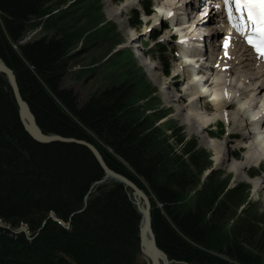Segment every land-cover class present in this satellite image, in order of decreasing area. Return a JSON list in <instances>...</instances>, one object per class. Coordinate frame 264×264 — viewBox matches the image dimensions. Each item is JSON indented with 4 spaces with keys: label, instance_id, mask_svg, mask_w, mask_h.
<instances>
[{
    "label": "trees",
    "instance_id": "1",
    "mask_svg": "<svg viewBox=\"0 0 264 264\" xmlns=\"http://www.w3.org/2000/svg\"><path fill=\"white\" fill-rule=\"evenodd\" d=\"M86 2L101 7L99 0H0V59L17 75L39 126L93 143L111 168L149 194L157 242L171 262L264 264V210L249 199L250 185L231 186L220 171L204 176L210 155L182 129L159 125L168 113L150 106L155 96L130 51L120 52L130 76L82 104L61 87L68 49L82 36L71 21L81 20ZM144 7L150 14L149 0ZM132 13L139 28V12ZM38 27L44 31L36 40L19 44ZM165 53L160 43L151 51L168 66ZM223 133L221 125L216 136ZM103 176L87 147L34 140L0 74V221L8 227H0V264H139L141 214L124 185L100 184L79 211ZM23 227L32 239L12 232Z\"/></svg>",
    "mask_w": 264,
    "mask_h": 264
},
{
    "label": "rangeland",
    "instance_id": "2",
    "mask_svg": "<svg viewBox=\"0 0 264 264\" xmlns=\"http://www.w3.org/2000/svg\"><path fill=\"white\" fill-rule=\"evenodd\" d=\"M126 1L128 2V6L125 8V10L123 12L118 11L117 15L113 16L111 14V11L117 6H122L123 3H125ZM193 1L194 0H174L177 9L171 10L174 11L175 13L173 14V17L169 19L164 17L165 10L163 9L164 7L163 4L170 2V0H153V7L154 9H156L153 16H147L143 11H141L143 10L142 2H144V0H123L121 5L114 2L113 0H99L98 3L101 5L100 8L99 7L92 8L88 5L87 2L84 3L83 6L84 10L79 14V18L81 20L78 19V22L76 20L71 21V24L74 25L73 29L80 31V35L82 36L81 38L75 39L73 44L70 45L68 49L66 56L69 57L71 56V58L68 60L67 71L64 75V78L62 79L61 87L72 91V93L76 95L77 102L79 104H82L88 98L90 93L98 89H101L106 85L113 84L121 79L130 76V74L128 73L129 65L127 63L125 64L124 62L128 58L126 56L120 55L121 51H126V52L130 51L132 57L135 59V62L138 63V67L142 69V72L145 76V86L149 88L148 92L152 91L153 95L155 96V100L150 98V100H152L151 101L152 104H150V106L155 105V108H158L159 111H164L169 113V115L165 119L160 121L159 125L162 124L164 126V129L165 128L167 129V127L170 126L175 127L176 130L180 128L182 129L180 133H184L187 140L189 141L192 139L197 140L199 148L204 150L206 153H208L212 161L211 168L206 170L205 173L210 170L220 171L223 173L224 177H230L231 186H235L236 184L241 182L249 184L250 200L255 203L258 202L261 210H264V182H262L261 179V177L264 176V173L260 177L258 176L256 178L251 177V174L259 170L261 166L264 167V155L261 157L260 160L256 162L255 161L251 162V165L247 170V173L240 172V170L236 166V164L238 163L237 160L238 158L239 160H243L244 158H248L251 155L249 151L250 149L249 145L244 144L242 141L243 135L241 136V133L243 131L252 132L253 128L251 126H248L246 130H239L236 119L234 120L233 116L230 113V112H234V110L239 111L243 108L241 106L240 100L245 95L244 94L241 95L238 101L236 102L234 108L229 110L228 120L227 118H225V114H219L217 112V109L212 107L213 106L212 98L208 96L209 98H207L205 101H201V104L199 103L198 106L200 110L205 112V115H207V117L211 119L210 120L211 125L209 127L208 133L206 132L203 133L202 131H200V129L197 131V128L192 127L189 120L187 119V112L182 111V108L184 107L182 103H177V102L170 103L169 95L175 93L172 90L174 89L173 83L175 82L176 78L172 77L171 79L167 76L166 78L163 74V72L166 71L164 64H162L157 59H153L151 57L149 58L147 56L148 51L155 43V41L154 42L152 41V38L156 35L157 36L156 41L161 42L168 50L167 57L168 59H170L171 62L170 75L176 72H181V76L178 79H180L182 85L184 84V86H182V93H185L186 87L188 86L186 83L189 81V78L192 75V73L188 72L189 69L186 70V68L182 69V66L179 67L181 62H176L173 59V54L171 53L170 49L173 46H175V44L174 42H172V40H170L168 36L170 34V31L163 30V28H166V25L171 24L176 18L178 20L181 19V21L184 22L181 25L188 27L191 25L192 22H194V20H192L191 17L194 18L196 12L199 15L202 14V16L207 14V17H210L212 15V13L210 12L212 8L210 7V4L208 2H207L208 7H206V9H201L199 8V6L194 7ZM205 1L207 0H201V3L204 2V5H206ZM111 2L113 5H109V3ZM71 3L72 1H70L68 5H70ZM64 8H66V6ZM132 9H136V10L140 9L141 11L140 17L142 24L140 28L133 27V24H135L136 21L133 19ZM186 21L189 22L186 23ZM209 24H212L214 28L218 26L217 21L215 22L211 21V23ZM42 31H44L43 28L41 32L39 30H36V35L33 34L35 32H28V35L33 34V36L35 35L34 36L35 38L36 36H39L42 33ZM97 31L101 33L99 34V36H96ZM187 31L190 32V29L187 28ZM212 31H216V29L212 28ZM201 32L208 33V28L197 31V33L201 34L204 37L206 34L204 35ZM186 33L187 32L185 31L182 32V34H186ZM210 33L211 30H209V34L207 36H209ZM191 41L195 42L196 40L192 39ZM145 42L148 43V46L146 47L142 45V43ZM203 42L202 43L196 42V44L200 43L197 44V46H200L203 44ZM209 51H211L210 47H209ZM203 54L206 55V52H204ZM244 58H246V56H244ZM203 60L207 61V56H204ZM195 64H197V62ZM221 64L224 67L223 71L226 68V66L227 69L231 66L234 67L233 61L228 60L226 57L223 58ZM236 68L238 67L236 66ZM236 68L234 71H236ZM255 68H258V65H255ZM190 71L192 72L191 69ZM250 72L252 71L247 72L249 77L247 78L248 79L247 81L250 84L249 88L253 90L256 86H258V83L261 82L262 78L259 79L258 82H254ZM229 75H230L229 80L230 81L233 80L232 77H234L235 73L234 72L233 74L229 73ZM165 82H168L169 85H172L173 89L171 88L165 90L164 89ZM240 84L241 83L239 82L238 83L239 87H241ZM142 87L143 90L146 92L144 86ZM193 94L194 91L192 93V96ZM261 94L262 95H260L256 101L257 103H255V105L253 106V108H255V112H253V114L254 113L257 114V111L259 114H263L260 113L263 111V109L260 110V108L262 106L264 107L263 104L264 91L261 92ZM212 95L214 96L213 93ZM188 99L191 100V96L190 98L189 96H187V102ZM145 102L146 101H144V103ZM204 106L205 107L210 106V108L208 109L207 107L204 109ZM242 113L243 112L241 111V114ZM250 113H252V111H250ZM246 114L247 113L242 114L241 121H243V123L244 121L246 122V117L248 116V114L247 116ZM263 117L264 115L262 116V118ZM220 124H223L226 127V134L224 136L219 135L217 137L216 133L220 131V127H221ZM244 125L246 126L245 123ZM230 132L233 133L232 136H229L228 138V133ZM233 135L238 138H235ZM253 138L256 137L254 136L253 133H251V139H249L250 141L248 143H252V141H254ZM225 141H227L229 146L233 147L234 155L227 156V162L222 163L218 160V154H216L212 143L223 144ZM241 146L242 148L243 146H245L246 148L244 147L245 149L242 150L240 148ZM256 182H258L261 186V189H259L258 191H256L254 188ZM242 208H244V206ZM0 223L2 222L0 221ZM225 232L226 233H224L222 237L223 239H225L223 240V242H226V240H228L226 239L228 238L227 231ZM137 260L139 264H150L149 260L145 257V255L141 251L139 253ZM160 264H163L162 260H160ZM170 264H186V263L171 262Z\"/></svg>",
    "mask_w": 264,
    "mask_h": 264
},
{
    "label": "bare ground",
    "instance_id": "3",
    "mask_svg": "<svg viewBox=\"0 0 264 264\" xmlns=\"http://www.w3.org/2000/svg\"><path fill=\"white\" fill-rule=\"evenodd\" d=\"M188 3H191V2H188ZM200 3H201V0L199 1V4ZM109 5H113L112 2L109 3ZM163 5H164L163 9L165 10L164 11L165 16L168 15V18L172 17L171 12H173V14L175 12L171 10L177 9V7L175 6L174 0H170V2L164 3ZM127 6H128V2L126 1L125 3H123L122 6L115 7L111 11V14L113 16H116L118 11L123 12ZM191 18L192 20H194V22H192L191 25L188 27L181 25L182 23H184L181 21V19L180 20L176 19V23L177 22L179 23L181 21L179 24L177 23V25L180 27L179 30H181V32H184V31L187 32L186 34H182V36L187 37V41H191L193 39V40H196L195 42L202 43L205 40L207 41L208 38L210 37L215 38L220 35V34L218 35L219 32L217 31V29L214 28L213 25L209 23H211V21L212 22L217 21L218 23L219 20L217 19L222 18V11L219 12L218 14L217 13L212 14L210 17H207V14L203 16L202 14L199 15L196 12L195 17L194 18L191 17ZM188 22L189 21H186V23ZM187 28L190 29V32L187 31ZM207 28H208V32L209 30H211L210 35L207 36L209 33L206 35L204 34L205 35L203 37L204 40L202 41L198 40L197 39L198 35H196L198 34L197 31L204 30ZM212 28L216 29V31H212ZM247 51L248 50L244 45H242L238 41L233 40L231 43V46L226 49V52H225L226 55L224 56L223 53L221 52V54L217 56V60L214 62V65H212V67L210 68H207V65H205V61L203 60L205 55L203 54V52L198 53V55H193V57H197L196 59L190 60L187 58L188 60L181 62L179 67L182 66V69H184L183 67L188 66V68L192 70V75L190 76L189 81L186 83L188 86L186 87L185 93H182L181 91V87H180L181 81L178 79L179 77L177 75L173 77V78H176L175 82L173 83L174 89L172 88V85H169L168 82L164 83L165 90L172 88L173 89L172 91L175 92L172 95H169L170 103L171 102L182 103V105L184 106L182 108V111L187 112V119L189 120L191 126L194 128H197V131L200 129V131H202L203 133L205 132L208 133L209 127L211 125L210 123L211 119L208 118L207 115H205V112L200 110L198 104L199 103L201 104V101H205L207 98H209L208 97L209 94L207 93L209 92L211 93L209 96H211L212 93L214 94V98L212 100V105H213L212 107L217 109V112L219 114H225V118H227V120L229 119V110L234 108V106L236 105V102L238 101L241 95L243 94L245 95L240 100L241 106L243 107L241 108L243 110L242 109L239 110L240 112L238 110H234V112H230V113L233 116V119L234 120L236 119L239 130H246L248 126H251L252 128L256 126L258 127V129L261 128L259 132L256 134L257 135L256 139L259 142L258 145H255L254 141H252V143H248L250 141L249 139H251V133L253 132L251 131L245 132L244 135L242 136L243 143L246 145L247 144L249 145V148H250L249 151L251 155L248 158H244L243 160H238V163L236 164V166L238 167L240 172H245V173H247V170L249 169L252 161L256 162L260 160L261 157L264 155V117L262 118V116H260L261 114H259V116H257L256 113L253 114V112H255V108H253V106L255 105V103H257L256 101L258 97L262 95L261 92L264 91V79H263L264 66H260V67L258 66V68H255L256 62L253 58L247 57L246 59H244V56H246L245 53H247ZM221 56L223 58L226 57L228 60L233 61L234 67L231 66L227 69V66H226V68L223 71L224 67L221 64V61H223V58H221ZM191 62L194 64L197 62V64L192 65ZM218 63H219V66L216 68L215 65ZM226 63H227V60H226ZM236 66L238 68H236ZM235 68H236V71H234ZM248 71H252L250 73H251V76L254 82H258L259 79L262 78L261 82L258 83V86H256L253 90L249 88L250 84L247 81L248 80L247 78H249L248 73H247ZM233 72L235 73V75L236 74L237 75L236 76L234 75V77H232L233 80L230 81L229 73L233 74ZM238 81L241 83L240 84L241 87L238 86V83H239ZM182 86H184V84ZM193 91H194V94L192 96ZM187 96H189V98L191 96V100L188 99V102H187ZM262 107L260 108V110L263 109ZM205 108L207 107L204 106V109ZM241 111L243 112L242 114L244 113L248 114V116L246 114L247 116L246 122L244 121L246 126L244 125L243 121H241L242 120ZM250 111H252V113H250ZM230 135L232 136V133H229V136ZM212 145H213V148L216 154H218V160L222 163L227 162V156L234 155V149L233 147L228 145L227 141H225L223 144L212 143ZM257 146H260L259 147L260 150L257 149ZM261 179H262V182H264V176L261 177ZM254 188L256 191H258L259 189H261V186L258 182H256L254 185ZM136 201L137 203L141 205V201L139 198H136ZM242 207L240 208V211L243 209ZM144 237L145 239H147L146 234L144 235ZM146 250H147V247H146ZM160 260H162V257L161 256L157 257V261L159 264H160Z\"/></svg>",
    "mask_w": 264,
    "mask_h": 264
},
{
    "label": "water",
    "instance_id": "4",
    "mask_svg": "<svg viewBox=\"0 0 264 264\" xmlns=\"http://www.w3.org/2000/svg\"><path fill=\"white\" fill-rule=\"evenodd\" d=\"M0 74L4 75L9 83L11 91L13 93L14 99L18 106V113L21 120V123L26 130V132L37 142L40 143H52V142H65V143H77L87 147L97 162L101 166L104 171V176L97 180L87 192L84 198L83 208L79 211H82L86 208L88 195L92 192V190L98 187L100 184H103L109 180H114L124 185L126 189H128L130 195L133 198V201L141 214V225L139 227V241H140V249L141 252L145 255V257L149 260L150 264H159L157 261V257H162L163 264H170L171 261L168 258L167 254L159 247L157 242V236L153 226V218H152V200L149 194L136 182L130 179L128 176L119 173L118 171L111 168L105 158L101 150L94 145L93 143L85 140V139H77L75 137H67L60 134H48L45 133L42 128L39 126L37 122V118L33 113L29 103L24 99L17 75L13 71V69L0 61ZM209 172V171H208ZM207 174V172L205 173ZM136 198H139L141 201V205L136 202ZM73 214L71 215V217ZM50 219L56 220L58 223L64 225L65 227H69L70 223L65 225L62 221L55 218L52 214L49 215ZM45 223V222H44ZM0 227H6L2 223H0ZM8 228V227H6ZM12 232L16 235L25 234L28 239H32L33 236L29 235V232L26 228H19L17 230H12ZM147 235V239H145L144 235ZM147 247V250H146Z\"/></svg>",
    "mask_w": 264,
    "mask_h": 264
},
{
    "label": "snow or ice",
    "instance_id": "5",
    "mask_svg": "<svg viewBox=\"0 0 264 264\" xmlns=\"http://www.w3.org/2000/svg\"><path fill=\"white\" fill-rule=\"evenodd\" d=\"M223 2L230 19L233 9L240 14L241 22L236 27L245 33L248 43L264 55V0H223ZM249 24H251V34H248Z\"/></svg>",
    "mask_w": 264,
    "mask_h": 264
},
{
    "label": "flooded vegetation",
    "instance_id": "6",
    "mask_svg": "<svg viewBox=\"0 0 264 264\" xmlns=\"http://www.w3.org/2000/svg\"><path fill=\"white\" fill-rule=\"evenodd\" d=\"M0 61H2V60L0 59Z\"/></svg>",
    "mask_w": 264,
    "mask_h": 264
}]
</instances>
